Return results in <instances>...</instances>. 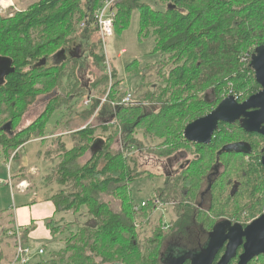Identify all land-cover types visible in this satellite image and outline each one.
I'll use <instances>...</instances> for the list:
<instances>
[{"label": "trees", "instance_id": "trees-1", "mask_svg": "<svg viewBox=\"0 0 264 264\" xmlns=\"http://www.w3.org/2000/svg\"><path fill=\"white\" fill-rule=\"evenodd\" d=\"M166 3V7L160 9L142 0H120L114 17L116 31L126 27L133 10H139V37L152 36L153 58H157L162 70L167 66L163 72L164 83L157 84L154 90L148 85L142 97H133L131 103L120 105L126 91L120 90L122 80L113 72L108 102L98 113L100 124L83 128L81 124L77 129H68L70 148H66L62 140L55 143L53 140L51 147L58 143L61 148L59 156L49 158L51 149L45 151V159L56 160L55 168L48 174L53 177L49 183L58 186L49 198L55 205V214L82 209L81 215L88 216L81 222L77 219L79 214L71 222L64 221L65 226H58L55 221L59 218L54 216L46 220L51 237L65 233L63 246L51 252L54 258L46 260L47 264H163L161 252L168 247L189 251L204 247L207 235L216 224L208 219L204 221L202 215L192 209L190 202L195 197L204 195L206 198L215 193L221 200L232 202L245 196L248 202L244 206L250 209L264 202V189L259 192L264 184V170L259 162L264 145L259 150L256 147V138L263 140L260 135L245 131L236 121L220 124L209 144L190 143L183 137L188 123L209 113L226 96L233 95L241 102L260 89L250 58L255 49L264 44V0H166ZM101 5L102 0H38L26 11L16 12L12 19L0 17V55L11 58L14 67V72L0 83V148L7 159L14 158L16 150L32 135L43 140L46 118L61 104H67L55 105L60 98L55 90L69 81L78 64L77 57L69 56L75 49V27L84 20L85 31L97 34L99 48L97 28L89 27L94 11ZM90 53L92 64L100 66V49L95 52L93 46ZM50 60L52 65H49ZM147 63L138 65L135 59L126 66V71L140 72L142 79L154 69V66L148 68ZM155 74L160 76L161 71ZM107 82V75L102 73L87 90L98 89L100 94L97 93L104 96ZM205 87H209L211 98L205 92L207 89L202 94L192 91ZM44 92L53 93L44 110L15 132L14 122L34 103L37 95ZM99 101L92 99L89 111L80 115L84 122L92 114L91 107H96ZM111 102L116 104L112 107ZM7 123L10 130L4 129ZM97 129L101 130L99 137L95 134ZM119 133L122 151L113 148ZM96 138L104 140L103 149L95 154L90 152L89 159L80 163ZM155 139H159L156 146L147 145ZM233 144H240L242 148L222 151L224 146ZM187 145L195 147V157L176 174L169 175L163 186L154 192L161 201L179 198L187 203L175 208L176 216L168 232H163L158 224L147 238L149 242L143 245L140 235L145 229L137 228L135 221L148 217L153 201L147 203L151 208L146 206L139 212L133 211L128 186L139 179L134 169L137 154L159 146L156 155L169 158ZM218 151L221 153L217 154ZM223 157L228 159L226 164L221 162ZM22 175L20 172L15 177ZM114 195L119 197L117 210L103 198ZM207 223L208 229L205 228ZM2 234H6L4 230ZM22 236L24 240L26 233Z\"/></svg>", "mask_w": 264, "mask_h": 264}, {"label": "rangeland", "instance_id": "rangeland-1", "mask_svg": "<svg viewBox=\"0 0 264 264\" xmlns=\"http://www.w3.org/2000/svg\"><path fill=\"white\" fill-rule=\"evenodd\" d=\"M37 1L38 0H3L2 3L0 4V17L12 19L15 17L16 12L26 11L31 6H33V4H35ZM119 1L120 0H118L116 5L113 7L115 10H117V4ZM142 1L149 4L150 7L160 8V9L166 7L167 4L166 0H142ZM86 27L87 24L85 23L84 20H81L79 23H77V26L75 27L76 37H77L73 42L74 44L73 47H75V49L70 51L69 56L71 55L73 57H77L78 64L74 68L75 71L70 77L69 81H64L61 84V86L57 90H55V93L60 95L59 96L60 98L59 100H57V103H55V105L59 106L60 102H67V104H61L58 108H56L53 112H51L50 115L46 118V121L43 126L44 139L42 140V137L35 138V136L32 135L29 140H27L22 146H20L16 150L17 155L14 158L12 157L6 159V156L2 153L0 148V181H2V184L0 185V212H1L0 214H5L8 211L13 210V206L15 208V206L20 204L17 192L14 191L9 184H6L7 171L11 174V176H14L20 172L21 167L26 166L28 168L30 166H34L35 169L32 168V171L34 174H37L36 177H33L31 172L29 173V175L33 178V181L39 183L41 186H43V184L47 182L49 183L50 180H52V176L48 174L52 170V168L50 169L48 168L56 164V160L50 161L48 159H45L43 156H45V151L47 148L51 149V152L50 150H48L49 158H51L52 156L53 157L59 156L58 152L60 151L58 150L61 149L59 146L56 145L58 143H56L54 146L51 147L52 141L54 140L53 142L55 143L56 141L62 140L63 142H65V147L70 148L72 141L71 138L68 136L69 134L68 129L71 128L77 129V127H80L81 124H83L81 128L88 125L92 127H97L100 124L101 119L99 118L98 113L101 106L108 102L107 94L110 88L109 76L107 75L108 90L104 96H100L98 94L99 93L98 89H91V91L87 89L90 83L96 77H98V75L102 73L105 74L103 61L107 56L111 64L112 74L113 72H115L118 79L122 80L119 86L120 90L130 92L134 98L135 97L138 98L139 96L142 97L143 94L146 93L149 86L150 89L154 90L157 84L159 85V83L161 82L164 83V80H166V77L163 78V72L166 71L167 66H165L166 69L162 70V66H158L159 61H157V58L156 57L153 58L152 50L154 49V40L152 36L148 35L146 37H141V38L139 37L138 9L132 11L125 28L114 31L113 35L106 40V47L108 52L107 55L103 54L100 41H99L100 46L99 48L97 47L96 44L98 40L97 34L96 33L93 34L88 31H85ZM94 27L95 24L93 17V21L90 24L89 28L94 29ZM93 46L95 52H97V50L99 52V49L101 51L102 63L100 66L96 64H92L93 61L90 53V48H92ZM121 49L125 50L124 53L122 54H120ZM56 51L58 50L55 49V52ZM135 59L137 60L138 65H140L141 63L142 65H145L144 63L148 62L147 63V66H149L148 68L154 66V69L151 68L149 73H146L147 76L145 75V77H143L142 79L140 72L138 73L127 72L126 66ZM52 62L53 61L50 60L49 65H52ZM159 71H161V74L160 76L159 75L157 76L155 72H159ZM111 83H112V77H111ZM141 84H144L145 86L139 87ZM208 88L209 87H205L204 89L194 88L192 91L195 94L197 92L202 94L207 89L205 92H207L208 98H211L212 95L210 90H208ZM227 93H230V89H227ZM52 95L45 92L39 93L34 103L31 104L26 109L24 114L14 122L13 130L17 132L18 130H21L22 128L30 124L33 120H35L44 110L46 104L48 103V99L52 97ZM89 97L91 98L90 102L92 99L100 100V101L96 107L94 108L91 107L92 114H90L88 119L84 122V120L81 119L80 115L89 111L88 109H90L89 106H91V103L86 105V101H85L86 98ZM110 104L113 107L116 103L114 104L111 102ZM103 107L108 109L106 105H104ZM113 122L116 123V121ZM95 132H96L95 134L98 137L101 135L100 129H97ZM60 135H62V137L58 139L57 136ZM103 136H106V134H103ZM158 142L159 139H155L152 141V143L151 141L150 143H147V145L156 146ZM256 142L258 144V146L256 147L259 150L260 146L264 145V141L261 140L260 138H256ZM113 148L115 150H120V151L123 150L120 133ZM159 149H160L159 146L155 147V149L150 147L146 149V151H144L143 153L137 154V165L135 166L134 169H136L137 172L136 178L139 179L135 181H131L128 186V190L130 191V194L133 197V203L136 205H140L142 201L149 200L150 202H152V197L154 196V192L156 188L163 186V184L168 180L169 175H173L174 173L180 171L181 165L183 167H186L185 166L186 162H188L193 157H195V153H194L195 147L192 145L180 147V149L174 152V154L171 155L169 158H165L163 156H159L160 157L159 158L157 156L159 154ZM39 152H41V154H39ZM89 157H90V151H87L85 154L82 155L79 162L84 163L89 159ZM235 157L236 156H234L233 159H235ZM227 161L228 159L224 160V157L221 160L222 164L224 163L226 164ZM54 170L55 169H53V172ZM220 170L222 173L223 171L222 168H220ZM21 172L23 173V175L26 174L24 173V171ZM51 186L53 190H49V191L50 193H53L54 190L58 188V186L56 184H53ZM33 189L34 188H32V190L30 191L31 194L35 193ZM37 191L39 192V190ZM103 198L109 201L113 209L117 210L119 208L118 196L115 195L113 197L104 196ZM200 201L201 200L199 196L195 197L194 200L190 202L191 204L190 206L192 207L193 210H197L198 213L202 215L204 221L208 219L210 223L216 222L217 220H220L221 218L226 216L230 217L228 213H232L233 211L243 207L244 208L241 210L239 216L236 219L247 220L252 216V213L254 212L253 209L249 208V206L245 207L246 206L245 204L248 202L245 196H241L239 198L237 197L232 202H229L227 199L221 200L220 196H215V193H213L212 195L207 196L204 199L202 206L199 207L198 205ZM162 203L165 204L164 209L157 211V213H154L149 219L148 223L138 227L139 229L142 228L145 229L144 231L142 230V234L140 235V240H142L141 242H143V245L145 242L146 243L149 242L147 238L151 236L154 230L157 229L158 224L160 225L159 228L161 230L163 229V227H167L166 229L164 228L163 232H168L167 230L170 228V222L176 216L175 208L182 203H187V200H179L178 198L173 200H163ZM263 204L264 202H262V206L260 204H256V206H261V208L259 207L258 210L261 211L264 210ZM147 207L148 209L151 208V206H147ZM81 212L82 209L72 213L71 212H67L64 214L56 213L54 218L55 219L59 218V219L55 222L57 223L58 226H63V225L65 226L64 221L71 222L75 220L76 219L75 216L79 214L80 216H82V218L78 216L77 219H79V221L82 222L84 218L88 216L83 214L85 215L83 217V215H81L82 214ZM163 222H166L165 223L166 225H163V227H161ZM205 228L208 229V223L205 224ZM0 230L2 231V228H0ZM206 233L204 235H206ZM5 235L8 237L7 234ZM64 235L65 233L64 234L57 233L56 235H52L50 240L40 239L39 242H30V245L33 247L34 250H36L39 246H43V245L45 249L44 250L45 253L41 255L39 258H36L34 262L36 264H47L45 263L46 260L50 258H54V255L51 254V252L53 250L56 251V249L58 250L60 247L63 246ZM10 239L12 240V238ZM183 250L184 249H179L178 251H174L172 256L188 251V250H184V251ZM253 264H264V259L261 258L259 261H254Z\"/></svg>", "mask_w": 264, "mask_h": 264}, {"label": "water", "instance_id": "water-1", "mask_svg": "<svg viewBox=\"0 0 264 264\" xmlns=\"http://www.w3.org/2000/svg\"><path fill=\"white\" fill-rule=\"evenodd\" d=\"M44 63L45 59L43 58L42 64ZM250 64L260 89L241 102L233 95L223 98L209 113L196 118L185 126L183 130L185 140L197 144H209L220 124H231L236 121L240 122L245 131L260 134L264 138V44L258 46L252 53ZM12 72H14V67L11 58L0 55V83ZM4 129L10 130V123H7ZM103 145L104 140L96 138L90 146V152L92 154L100 152ZM241 148L240 144H233L224 146L222 151L240 150ZM220 153L221 151H218L217 154ZM261 164L264 168V156L261 158ZM243 238H245L244 243H242ZM227 240L224 253L215 264H227L235 256L236 250L241 244L243 252L239 255L237 264H247L253 257L264 254V213L251 221L244 229L239 225L232 226L227 222L219 223L209 233L201 250L196 252L188 250L169 257L165 264H184L186 260H189L188 264H212Z\"/></svg>", "mask_w": 264, "mask_h": 264}, {"label": "crops", "instance_id": "crops-1", "mask_svg": "<svg viewBox=\"0 0 264 264\" xmlns=\"http://www.w3.org/2000/svg\"><path fill=\"white\" fill-rule=\"evenodd\" d=\"M39 154H41V152H39ZM10 158H12V156ZM54 165L50 166L48 169L53 168ZM32 168H34V166L28 168L26 166L21 167L20 172L24 171L26 174L22 175L20 178H16L15 175L11 176L7 171L6 184H9L10 187L17 192L20 204L15 206V208L13 206V210H10L5 214H0V228L5 231L9 227L18 225L22 230V233H26L24 241L29 245L30 242H39L40 239H51L50 231L46 227V220L55 216V205L49 198L58 189L57 188L53 193H50L49 190H53L51 186L53 184H43V186H41L39 183L34 182L29 173L31 172L33 177H36L37 174L33 173ZM8 181L9 183H7ZM20 182L26 184L23 191L17 187ZM32 188H34V194H31L30 192ZM37 190H39V192ZM39 248L44 249V245L39 246L34 251H37ZM13 256V242L9 237L2 234V231L0 230V264H8Z\"/></svg>", "mask_w": 264, "mask_h": 264}, {"label": "built area", "instance_id": "built-area-1", "mask_svg": "<svg viewBox=\"0 0 264 264\" xmlns=\"http://www.w3.org/2000/svg\"><path fill=\"white\" fill-rule=\"evenodd\" d=\"M118 0H102V5L100 8L96 9L94 12V24L97 28L99 41L101 43V49L103 50V54H108L107 47H106V40L110 38L113 35L114 32V17L116 10L113 8ZM124 49L120 50V54L124 53ZM104 68H105V74L109 76L110 84L111 85V77H112V68L111 64L109 62L108 56L103 61ZM90 97L86 98V105L90 104ZM133 96L130 92H126L125 96L120 100V105H126L128 103H131L133 101ZM114 123V122H113ZM9 183V181L7 182ZM0 184L2 182L0 181ZM24 182H20L17 187L23 191ZM152 211L150 214H148V217L146 219L140 220L137 219L135 221L136 227H140L143 224L148 223L149 219L154 213H157L159 210H163L165 204L162 203L161 200H159L155 195L152 197ZM148 201H142L140 205L134 204L133 211L139 212L141 208H145L147 206ZM145 220V221H144ZM145 222V223H144ZM166 222H163L161 227ZM166 229L167 227H163L162 231ZM5 233L8 235V237L12 238L13 247H14V256L12 260L8 264H34V259L36 257H40L45 252L43 248H39L37 251H34L32 246L27 244L22 237V230L18 225L9 227L5 230Z\"/></svg>", "mask_w": 264, "mask_h": 264}, {"label": "flooded vegetation", "instance_id": "flooded-vegetation-1", "mask_svg": "<svg viewBox=\"0 0 264 264\" xmlns=\"http://www.w3.org/2000/svg\"><path fill=\"white\" fill-rule=\"evenodd\" d=\"M255 134H257V133H255ZM257 135H260V134H257ZM262 138H263V136L262 135H260ZM263 141H264V138H263ZM264 149V148H263ZM264 156V154L260 157V160H259V162H260V164H261V158ZM187 163V162H186ZM261 167L263 168V166H262V164H261ZM183 168V166L181 165V169ZM180 169V168H179ZM263 170H264V168H263ZM215 171H218V169L217 168H215ZM177 173V172H176ZM176 173H174V174H176ZM264 189V184H263V186L259 189V192L260 191H262ZM208 196V195H207ZM206 196V197H207ZM204 199H205V196L204 195H201L200 196V203H199V207L200 206H202V203L204 202ZM258 204H260V202L258 203ZM261 208V206H256L254 209H253V215L249 218V219H247V220H239V219H236L238 216H239V214H240V212H241V210L244 208H240V209H238V210H235V211H233L232 213H228L229 215H230V217L229 216H226V217H223V218H221L220 220H217L215 223V225H214V227L216 226V225H218L219 223H225V222H227L228 224H230V225H239L242 229H244L251 221H253V220H255L256 218H258L261 214H263L264 213V210H258V208ZM247 209V208H246ZM264 209V208H263ZM250 214H251V212H250ZM213 230V229H212ZM211 231V230H210ZM209 237V235H207V238ZM242 243H244V241H245V238H243L242 239ZM227 242H228V240L223 244V246H222V248L220 249V251H219V253L216 255V257H215V259H214V261L212 262V264H215L218 260H219V258L221 257V255L224 253V250H225V246H226V244H227ZM203 248V247H202ZM201 248V249H202ZM179 249H181V248H176V247H174V246H172V247H168L167 249H165L163 252H161V257H162V259H163V264H165V262H166V259L167 258H169V257H172V254H173V252L174 251H178ZM200 249V250H201ZM199 251V250H198ZM194 252H196V251H194ZM243 252V247H242V244L241 245H239L238 246V248H237V250H236V253H235V256L234 257H232L229 261H228V263L227 264H237V262H238V260H239V255L241 254ZM258 258H263L264 259V254H259V255H257V256H255V257H253L250 261H248L247 262V264H253V262L254 261H259L260 259H258ZM189 263V260H186L185 261V263L184 264H188Z\"/></svg>", "mask_w": 264, "mask_h": 264}, {"label": "bare ground", "instance_id": "bare-ground-1", "mask_svg": "<svg viewBox=\"0 0 264 264\" xmlns=\"http://www.w3.org/2000/svg\"><path fill=\"white\" fill-rule=\"evenodd\" d=\"M2 1L3 0H0V4L2 3ZM3 5V4H2ZM27 72V71H26ZM100 94V93H99ZM133 111H135V110H133ZM9 116H10V114H9ZM132 124V123H131ZM42 127V126H41ZM14 128V127H13ZM111 129H113V128H111ZM101 131V130H100ZM42 141V140H41ZM81 142V141H80ZM47 158V157H46ZM129 162V161H128ZM133 162V161H132ZM133 166V165H132ZM19 172V171H18ZM15 174V173H14ZM53 175H54V173H53ZM53 178V177H52ZM67 181V180H66ZM24 185H26V184H24ZM124 193V192H123ZM120 194H122V193H120ZM65 195V194H64ZM124 195V194H123ZM52 197V196H51ZM126 197V196H125ZM124 200H122V202H123ZM125 202V201H124ZM123 202V203H124ZM120 210V209H119ZM129 210V209H128ZM121 214V213H120ZM122 227V226H121ZM87 229V228H86ZM60 232V231H59ZM23 237V236H22ZM144 238V237H143ZM55 240V239H54ZM42 242V241H41ZM146 248V247H145ZM144 249V248H143ZM129 251V250H128ZM53 252V251H52ZM258 259H260V258H258ZM59 260V259H58ZM50 262V261H49ZM123 262V261H122Z\"/></svg>", "mask_w": 264, "mask_h": 264}]
</instances>
